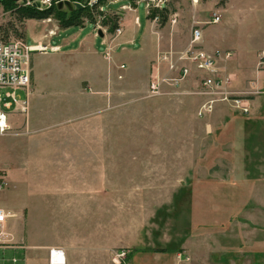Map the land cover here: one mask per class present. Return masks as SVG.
Here are the masks:
<instances>
[{
    "label": "rangeland",
    "instance_id": "1",
    "mask_svg": "<svg viewBox=\"0 0 264 264\" xmlns=\"http://www.w3.org/2000/svg\"><path fill=\"white\" fill-rule=\"evenodd\" d=\"M210 3L216 9L224 0L167 2L166 24L176 14L175 33L186 37L173 54L187 50L193 27L210 23L188 22ZM13 11L0 5V38L33 44ZM216 15L220 22L206 27L209 44L233 48V61L250 76L264 47V0H230ZM38 53L30 60V90L38 95L0 137V205L15 210L10 235L0 237V254L12 250L0 264L25 249L30 264H48L38 253L53 246L66 249V264H113L121 250L122 264H264V87L232 91L217 71L224 85L213 97L190 77L164 83L157 97L122 96L101 107L85 85L76 93L67 84L59 57ZM95 65L93 75L101 62ZM208 99L212 110L199 116Z\"/></svg>",
    "mask_w": 264,
    "mask_h": 264
},
{
    "label": "crops",
    "instance_id": "2",
    "mask_svg": "<svg viewBox=\"0 0 264 264\" xmlns=\"http://www.w3.org/2000/svg\"><path fill=\"white\" fill-rule=\"evenodd\" d=\"M169 1L170 0H168V2ZM192 2L193 4H197L199 3V0H192ZM229 3L230 0H224V3L216 9L214 8L213 3H210L209 7L205 6L203 9L204 11L202 12L201 9L198 8L189 18V20L192 21L188 22H193L194 24L201 22L199 20L205 22V19L210 22L205 24L206 26L200 28L201 48L210 54L219 53V57L216 60L218 76L225 80V84H228L229 79H231L229 84L232 86V91L246 93L256 87H264V69H258L259 53L264 47L256 51L255 61L251 68L252 73L250 76H247L246 70L248 68L233 61V58L236 56L233 48H221L219 45H211L206 36V27L210 24H217L221 20V17L218 16V21L212 22V12L214 11L215 13L213 14L215 15L216 13L220 15L221 10H226ZM114 4L120 5L117 10L109 8V6ZM139 5L143 4H136L135 1L131 2L130 0H107L104 3V11L106 13L111 15L117 14V25L120 29V34L118 35H115L114 32L110 33L106 26L95 28L93 24L84 22L81 26H72L78 27V30L75 29L72 33L65 36V33L70 31V28L72 27L60 28L58 24L51 19H30L24 20L23 23L25 36L29 30V32H31V41L33 42V44L29 46L36 50V52H39L37 54L39 57H59L62 62L61 64H63L62 70L68 72L67 84L71 86L72 81L74 86H76V93H78L81 87L85 85L86 89L90 92L96 93L100 96V101H97V103L101 107H104L106 104L110 105L118 99H122V96L130 98H136L137 96L142 95L146 96V94L148 95L149 84L152 79H161L168 73L176 75L174 71L169 70V62L167 60H162V57L169 52H175L174 50L179 47V44L182 40H185L186 37L185 35L182 36L175 33V31L179 29V26L176 24V14H172V18H175V23L171 22V18L168 24H166V21L163 25H160L157 20H152L148 17L144 5L140 16ZM122 6H128L129 8L120 10ZM207 14H211V17L208 18ZM183 15L187 19V14L184 13ZM180 23L185 24L186 22L180 21ZM41 25L44 26L43 29L38 30ZM192 29H194V27ZM192 29L190 30L188 40L191 38ZM99 32L102 34L101 36L98 35ZM55 36L59 41L53 44ZM135 45L137 46L136 49L133 50L130 48V46L134 47ZM43 47L47 48L46 52L41 51V48ZM224 53H229L230 56L225 59ZM175 58L176 55L174 54L173 59L177 67H179V65H185L189 68V76L186 78L187 82L190 80V77H195L197 80L196 86L198 87V77H203L204 73L197 71L190 61H178ZM99 61L101 62V65L97 66H100L98 67L100 72L97 75L89 73L92 67L96 66L95 63ZM230 61L234 62V64L229 63ZM133 64L136 65L133 69L134 73L130 74L129 70L133 68ZM33 65L35 74L38 75L42 70L37 68L35 61L33 62ZM120 66H124V68L121 69ZM44 72H46V70ZM225 87L229 88L227 85H225ZM38 91V89L35 91L30 90L29 97L31 95L32 97L38 95L36 93ZM249 101L253 102L252 99ZM28 105L29 101L27 99L24 112L27 111ZM21 107L22 105L19 102L16 107L12 106L9 109V111L13 110V113H9L8 116L9 124L16 125L21 121V116L16 114L23 112L21 111ZM0 208H2L8 215V222L11 213H15V210H11L5 205H0ZM7 222L0 235L2 239L10 235L11 232L10 230L5 232ZM52 248L61 249L64 252L66 264V249L64 250L60 247L53 246L38 254L45 255L47 263L50 264L48 252L49 249ZM7 250L12 249H4L0 254V259L5 257L4 254ZM25 250H18L21 253L18 256H12L10 260L7 259L6 264H30V255L32 253ZM15 258H17V260ZM16 261H18V263H16Z\"/></svg>",
    "mask_w": 264,
    "mask_h": 264
},
{
    "label": "built area",
    "instance_id": "3",
    "mask_svg": "<svg viewBox=\"0 0 264 264\" xmlns=\"http://www.w3.org/2000/svg\"><path fill=\"white\" fill-rule=\"evenodd\" d=\"M66 1L72 5V10L78 9L76 8V4L80 5L81 8L84 7L82 3L71 0H20L15 3L17 7H34L38 10H43L51 7L52 5H54L57 9L67 8L64 4ZM135 2L144 4L149 15L155 9L159 11L165 9L167 7L168 0H135ZM59 4L62 5L59 6ZM86 5L88 7L97 5L96 10L102 15L96 16V20L93 25L95 28H102V20H104L107 16H110L104 11V5L100 4V0H87ZM127 8L129 7L122 6L120 10H125ZM218 19V16L214 15L212 22H217ZM155 20H157V18H155ZM171 22L175 23V18H172ZM114 34H120V29L117 28L114 31ZM200 40L201 29H192L189 47L185 52L177 54L176 60L190 61L197 71L204 73L203 77H198L199 86L202 90L200 93L206 97H213L214 95L221 93L224 85L222 79L216 76V60L219 57V53L210 54L203 50L199 46ZM41 51L46 52L47 48L43 47L41 48ZM34 52H36V50L27 45L25 41H6L0 38V90L5 91V94L0 93V137L8 135L10 131L8 118L9 113L7 111H9L12 106L16 107L19 102L22 105L21 111L25 110L31 85L32 70L30 68V60ZM173 56L174 54L169 52L168 54L163 55L162 60H167L169 62V70L175 72V77H163L158 80L152 79L148 89L149 97H157L161 95L162 84L167 82L175 85L183 82L189 76V68L185 65L177 67ZM229 56V53H224L225 59ZM259 67H264V49H262L259 53L258 68ZM120 68L123 69L124 66H120ZM16 91L24 92L25 99L18 100L15 94ZM5 98L9 100H6ZM214 101V99H208L205 104L201 106L198 115L205 116L206 113H209L212 110V104ZM242 105L246 106L245 104ZM243 110L247 111L248 109L247 107H243ZM3 179L4 178L0 176V191L6 187V183ZM7 219L8 215L2 208H0V235L2 234V229L7 222ZM126 254L127 253L124 250L116 251L114 253L112 263L122 264L123 260L126 258ZM48 256L50 264H65V255L61 249H49Z\"/></svg>",
    "mask_w": 264,
    "mask_h": 264
},
{
    "label": "trees",
    "instance_id": "4",
    "mask_svg": "<svg viewBox=\"0 0 264 264\" xmlns=\"http://www.w3.org/2000/svg\"><path fill=\"white\" fill-rule=\"evenodd\" d=\"M74 2H80L84 5L81 9H57L54 5L47 9L38 10L34 7H17L16 3L11 0H2L0 5H4L5 9L8 11H13L19 21L23 20H47L49 18H56L59 20V26L61 28H68L72 26H81L84 22L89 24H94L97 15H102L99 13L96 8L97 5L88 7L86 5L87 1L84 0H71ZM104 2V0H100ZM134 2L135 0H130ZM101 4V3H100ZM17 7V8H16ZM169 11L165 8L161 11L153 10L148 17L152 20L157 18V21L160 25H163L168 18ZM118 17L117 15L107 16L104 20H102V26H106L110 33H113L117 28Z\"/></svg>",
    "mask_w": 264,
    "mask_h": 264
},
{
    "label": "water",
    "instance_id": "5",
    "mask_svg": "<svg viewBox=\"0 0 264 264\" xmlns=\"http://www.w3.org/2000/svg\"><path fill=\"white\" fill-rule=\"evenodd\" d=\"M1 1H2V0H0V2H1ZM11 1H13V2H18V1H20V0H11ZM64 4L67 6L68 9L72 10V5H71L69 2L66 1V2H64ZM61 5H62V4H59V6H61ZM76 8L80 9L81 6L76 4ZM98 35L101 36L102 34L99 32Z\"/></svg>",
    "mask_w": 264,
    "mask_h": 264
}]
</instances>
